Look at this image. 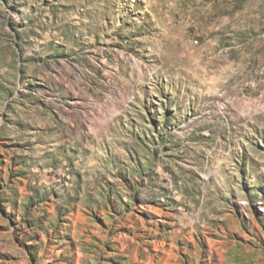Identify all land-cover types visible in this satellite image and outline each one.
<instances>
[{"label":"rangeland","instance_id":"rangeland-1","mask_svg":"<svg viewBox=\"0 0 264 264\" xmlns=\"http://www.w3.org/2000/svg\"><path fill=\"white\" fill-rule=\"evenodd\" d=\"M0 264H264V0H0Z\"/></svg>","mask_w":264,"mask_h":264}]
</instances>
